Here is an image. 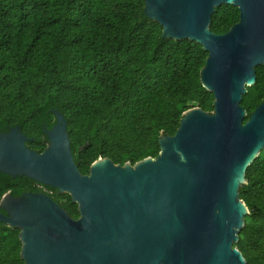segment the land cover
<instances>
[{
	"label": "water",
	"instance_id": "1",
	"mask_svg": "<svg viewBox=\"0 0 264 264\" xmlns=\"http://www.w3.org/2000/svg\"><path fill=\"white\" fill-rule=\"evenodd\" d=\"M142 1L140 21L207 53L199 82L212 94V111H184L172 136L159 133L155 158L121 166L98 158L85 175L51 96L37 110L35 135L21 133L20 120H0V225L19 230L24 264H245L232 247L247 213L238 185L264 144V100L245 122L239 101L254 68H264V0ZM220 5L234 6L238 20L214 34L210 16ZM40 134V153L23 145ZM21 181L67 194L78 218L35 188L5 190Z\"/></svg>",
	"mask_w": 264,
	"mask_h": 264
},
{
	"label": "trees",
	"instance_id": "2",
	"mask_svg": "<svg viewBox=\"0 0 264 264\" xmlns=\"http://www.w3.org/2000/svg\"><path fill=\"white\" fill-rule=\"evenodd\" d=\"M139 9L142 0H0V120L9 126L20 120L19 130L35 135L37 110L51 96L66 118L80 174H87L98 157L120 166L155 158L159 133L172 136L188 109L210 113L213 98L199 82L207 53L194 41L161 37V26L140 21ZM237 20L234 6L220 5L208 29L223 34ZM254 75L239 101L244 122L264 100V68L256 66ZM46 121H54L52 114ZM37 137L38 143L28 144L40 153L44 135ZM258 163L254 159L245 172L252 173ZM27 187L31 181L13 182L5 190ZM257 187L264 189L263 173L252 174L238 197L248 211L244 218L261 221L264 248V199ZM45 190L70 217H78L67 194ZM0 226V264H24L18 230ZM232 247L245 264H264V258L251 256L260 245L247 224Z\"/></svg>",
	"mask_w": 264,
	"mask_h": 264
},
{
	"label": "rangeland",
	"instance_id": "3",
	"mask_svg": "<svg viewBox=\"0 0 264 264\" xmlns=\"http://www.w3.org/2000/svg\"><path fill=\"white\" fill-rule=\"evenodd\" d=\"M161 136H163V135H161ZM159 138V137H158ZM98 158H101V159H104V158H102V157H98ZM97 158V159H98ZM146 158H151V157H146ZM256 158H258L259 159V163H258V166H257V169L256 170H254L252 173L251 172H249L250 174H248V173H246L245 172V170H246V168L252 163V161H254V159H256ZM143 159H145V158H143ZM252 161H251V163L245 168V170H244V173H243V176H242V179L241 180H243L244 182H245V184L244 185H246L247 183H248V180H249V178L252 176V174H254V173H263L264 174V144H263V147L258 151V153H257V155H256V157L254 158ZM109 160V159H108ZM141 161V160H140ZM89 168V167H88ZM243 185V186H244ZM241 186H239L238 185V190H239V188H240ZM257 196H258V198H262V199H264V189L262 190V189H260L259 187H257ZM253 197H254V199H255V195L253 194ZM238 199H239V197H238ZM240 200V199H239ZM242 201V200H241ZM243 203V202H242ZM244 204V203H243ZM245 206V205H244ZM246 208V207H245ZM246 210H247V208H246ZM248 215V211H247V213L246 214H244L243 215V217H242V222H243V225H242V227L245 225V224H247L248 225V227H249V235L251 236V237H253V234L255 233V232H257V236H258V244L260 245V247H259V249L258 250H256V251H254L253 253H251V256L252 257H257L258 259L259 258H264V254H262L261 253V251L264 249V248H262L261 247V244H262V242H261V237L259 236V231H260V229L258 230V228H259V225H261V221H259V220H256V219H254V218H244L245 216H247ZM239 231V230H238ZM237 231V232H238ZM237 232H236V237H237ZM254 239V238H253ZM237 241V240H236ZM21 245V244H20ZM20 249V248H19ZM242 256V255H241ZM243 258V257H242ZM244 260V259H243ZM245 262V261H244Z\"/></svg>",
	"mask_w": 264,
	"mask_h": 264
},
{
	"label": "flooded vegetation",
	"instance_id": "4",
	"mask_svg": "<svg viewBox=\"0 0 264 264\" xmlns=\"http://www.w3.org/2000/svg\"><path fill=\"white\" fill-rule=\"evenodd\" d=\"M20 131V130H19ZM21 132V131H20ZM22 133V132H21ZM28 142L29 141H25V142H23V145L28 149V150H31V151H35L34 149H32L31 147H30V145L28 144ZM44 148H45V146H44ZM43 148V149H44ZM32 187L33 188H35V189H37V190H39V191H41L42 193H44L48 198H50L47 194H48V192L45 190V188L44 187H42L41 185H39V184H37V183H34V182H32ZM51 199V198H50ZM59 207L64 211V209L59 205ZM65 212V211H64ZM67 214V213H66ZM68 215V214H67ZM68 217H70L69 215H68ZM71 219H73V220H76L78 217H76V218H72V217H70ZM11 228V227H10ZM12 229H15V228H12ZM18 230V229H17ZM18 233H19V230H18Z\"/></svg>",
	"mask_w": 264,
	"mask_h": 264
}]
</instances>
